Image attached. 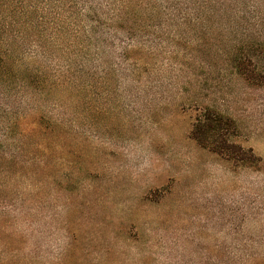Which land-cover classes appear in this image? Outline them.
<instances>
[{
    "label": "rangeland",
    "instance_id": "374dc122",
    "mask_svg": "<svg viewBox=\"0 0 264 264\" xmlns=\"http://www.w3.org/2000/svg\"><path fill=\"white\" fill-rule=\"evenodd\" d=\"M239 51L264 74V0H0V264H264ZM205 111L253 157L192 139Z\"/></svg>",
    "mask_w": 264,
    "mask_h": 264
},
{
    "label": "trees",
    "instance_id": "16d2710c",
    "mask_svg": "<svg viewBox=\"0 0 264 264\" xmlns=\"http://www.w3.org/2000/svg\"><path fill=\"white\" fill-rule=\"evenodd\" d=\"M255 55V53L253 52ZM80 59L84 60V55H78ZM236 71L249 83L263 84L264 74L258 71L253 64V55L249 52H237L234 57ZM78 76L85 75L84 63L77 66ZM86 88L82 90L85 93ZM232 128V122L229 118H224L211 111H205L202 117L195 120L194 125L191 128L190 136L201 147L224 157L227 160H231L235 164H238L245 160V154L253 157L251 151L246 152L240 146L231 143L228 140V130ZM248 157V160H249Z\"/></svg>",
    "mask_w": 264,
    "mask_h": 264
}]
</instances>
